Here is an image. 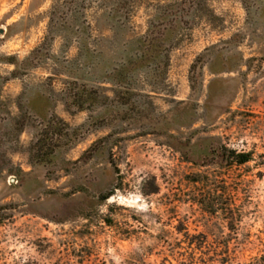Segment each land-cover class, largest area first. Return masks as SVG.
I'll use <instances>...</instances> for the list:
<instances>
[{
  "label": "rangeland",
  "instance_id": "obj_1",
  "mask_svg": "<svg viewBox=\"0 0 264 264\" xmlns=\"http://www.w3.org/2000/svg\"><path fill=\"white\" fill-rule=\"evenodd\" d=\"M0 264H264V0H0Z\"/></svg>",
  "mask_w": 264,
  "mask_h": 264
},
{
  "label": "trees",
  "instance_id": "obj_2",
  "mask_svg": "<svg viewBox=\"0 0 264 264\" xmlns=\"http://www.w3.org/2000/svg\"><path fill=\"white\" fill-rule=\"evenodd\" d=\"M232 156H233V153H232ZM236 161H234L235 164L237 165H244L245 163L249 162V159L247 156H244V155H239L238 157H236ZM111 195H108L106 197L103 198V200H106L110 197ZM216 211H214L213 209V214H215Z\"/></svg>",
  "mask_w": 264,
  "mask_h": 264
}]
</instances>
